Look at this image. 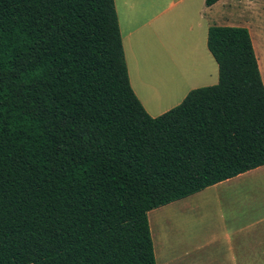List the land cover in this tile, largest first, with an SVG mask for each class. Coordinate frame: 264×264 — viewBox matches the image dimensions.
<instances>
[{"label":"trees","instance_id":"16d2710c","mask_svg":"<svg viewBox=\"0 0 264 264\" xmlns=\"http://www.w3.org/2000/svg\"><path fill=\"white\" fill-rule=\"evenodd\" d=\"M207 45L218 84L152 117L115 0H0V264H157L150 211L264 166L250 31Z\"/></svg>","mask_w":264,"mask_h":264},{"label":"crops","instance_id":"0c3cea01","mask_svg":"<svg viewBox=\"0 0 264 264\" xmlns=\"http://www.w3.org/2000/svg\"><path fill=\"white\" fill-rule=\"evenodd\" d=\"M256 1L220 0L208 7L206 0H115L130 82L152 117L181 104L200 82L209 77L214 80L219 67L208 49L209 29L212 26L245 27L252 37ZM255 52L263 75L264 52L260 45ZM185 200L190 201V210L200 211L199 219L191 220L194 221L191 235L196 238L184 240L181 252L176 249L177 254H172L167 261L174 264H264V166L157 211L168 208L178 211L180 207L175 205ZM152 211L149 222L155 254L158 264H163L160 258L166 252L165 249L163 254L160 251L158 239L156 247ZM173 214L171 211L168 218Z\"/></svg>","mask_w":264,"mask_h":264},{"label":"rangeland","instance_id":"374dc122","mask_svg":"<svg viewBox=\"0 0 264 264\" xmlns=\"http://www.w3.org/2000/svg\"><path fill=\"white\" fill-rule=\"evenodd\" d=\"M251 3L252 2L250 1V5H252ZM254 10H255L254 17L251 22L252 31H253L251 33H252L254 48L256 51L257 45H260L264 52V0H257L254 4ZM256 55H257V52H256ZM261 60L263 61V58H261ZM260 71H261V68H260ZM261 75H262V71H261ZM262 79L264 83V74L262 75ZM218 82H219V73L217 72L214 80H212L211 77H209L205 82H202V83L200 82L199 84H197L198 85L197 87L201 88V87L214 86L218 84ZM175 206L180 207V209L178 211H175L174 208L163 209V211L161 212L157 211L158 209H155L152 211L153 212L152 217L155 218L154 223L157 226V228L156 226L154 227L156 247H157V239H158L160 243V248H161L160 251L163 254V251L165 249V252L167 255V256L164 255L160 258L161 263L164 261L163 264H174V262L170 261L171 260L170 256L172 254L173 255L177 254L175 253L176 249L179 251V253L181 252L182 249L180 245L183 244L182 242L184 240L191 241L196 238L195 236L191 235L190 228L194 229V221H191V220H198L200 211L196 210V212H193L192 210H190L189 209L190 201L188 200L182 201L178 203V205H175ZM171 211H173L174 214H173V217L169 219L168 216L169 217L171 216ZM149 220H150V215H149ZM150 227H151V224H150ZM151 231H152V228H151ZM152 238H153V235H152ZM154 247H155V242H154ZM167 258H169L170 260L168 259L169 261H167L166 260ZM156 260L158 264L157 256H156Z\"/></svg>","mask_w":264,"mask_h":264}]
</instances>
